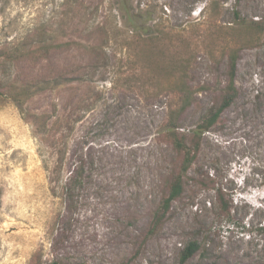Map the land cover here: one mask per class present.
Segmentation results:
<instances>
[{"label": "rangeland", "instance_id": "374dc122", "mask_svg": "<svg viewBox=\"0 0 264 264\" xmlns=\"http://www.w3.org/2000/svg\"><path fill=\"white\" fill-rule=\"evenodd\" d=\"M156 21L193 33L194 95L181 133L201 122L225 79L226 50H238L239 96L222 127L203 134L199 154L233 194L235 216L217 219L212 191L186 192L146 236L179 156L162 139L166 98L141 71L140 45L123 44ZM42 42L70 44L12 61L5 80L78 78L26 100V112L47 114L55 132L43 146L0 97V264H30L36 249L42 264H178L192 240L200 249L190 264H264V0H0V51ZM52 157L62 168L47 165Z\"/></svg>", "mask_w": 264, "mask_h": 264}, {"label": "trees", "instance_id": "16d2710c", "mask_svg": "<svg viewBox=\"0 0 264 264\" xmlns=\"http://www.w3.org/2000/svg\"><path fill=\"white\" fill-rule=\"evenodd\" d=\"M208 5L209 3L205 7L206 10ZM209 21L214 20L209 17ZM153 27V30L145 29V31L133 35L123 45L128 49L134 46L133 44L135 43L140 45L135 56L139 57L147 68V71L144 72L145 67L142 66L141 71L145 78L148 77L150 79L151 87L153 85L155 87L156 84L155 90L158 91L155 94L166 98L167 117L163 124L162 139L169 143L178 154L179 164L169 173V177L164 183L163 194L159 199L158 206L151 214L146 229V236L157 232L169 215L172 203L181 198L186 192H190L193 198L200 191H212V207L217 219L232 220L235 216L233 194L219 184L212 173L210 174L208 171L203 170L199 154L203 134L212 129L222 127V114L239 96V89L235 84L238 50L232 48V46L226 50L224 55L227 71L223 84L219 86L216 99L212 102L201 122L192 130L190 135H187L179 130L182 115L192 104L194 95L188 76V66L194 47L193 40L189 35L192 36L193 33H185V28L175 29L161 21L154 22ZM213 28V25H209L205 31ZM244 28L249 29L248 26ZM69 44V42H62L59 45L53 42H42V44L28 45L26 47L24 44L17 45L11 52L2 50L0 51V72L3 71L4 74V68L12 61L15 62L22 59L31 61L34 57L44 55L47 51ZM86 48L90 51L95 49L93 44H88ZM162 76L170 77L166 81H160L159 78ZM77 78V75L50 74L15 86L14 81L5 80L4 75L0 74V97L3 96L5 100L14 103L18 107L22 116L30 122L33 134L40 141V145L43 146L49 143L50 139L55 135L52 124L49 122V116L45 113L28 114L24 104L33 94L57 87L65 81ZM5 84L9 85L5 87ZM47 165H57V167L62 168L63 162L52 157ZM46 168L48 167L46 166ZM82 168L83 165H80V170ZM73 181V175L66 176L63 186L67 188ZM261 229L264 230V226ZM199 249L200 246L196 240L188 242L179 254L178 264H190V259ZM30 264H42V252L40 249H36L32 253ZM49 264L65 263L60 260H52Z\"/></svg>", "mask_w": 264, "mask_h": 264}]
</instances>
